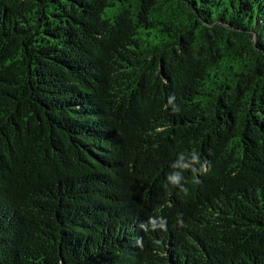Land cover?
<instances>
[{
	"label": "trees",
	"instance_id": "16d2710c",
	"mask_svg": "<svg viewBox=\"0 0 264 264\" xmlns=\"http://www.w3.org/2000/svg\"><path fill=\"white\" fill-rule=\"evenodd\" d=\"M0 264H264V0H0Z\"/></svg>",
	"mask_w": 264,
	"mask_h": 264
},
{
	"label": "clouds",
	"instance_id": "9594fccd",
	"mask_svg": "<svg viewBox=\"0 0 264 264\" xmlns=\"http://www.w3.org/2000/svg\"><path fill=\"white\" fill-rule=\"evenodd\" d=\"M181 190L183 191L184 189L183 188H181ZM153 219V217H149V220L151 221ZM180 221H178V223H179ZM166 223H167V221L163 218L162 219V222H161V224H160V228L161 229H164L165 227H166ZM140 227H141V229H144L143 228V223L140 225ZM145 230V229H144ZM138 243H139V240H138Z\"/></svg>",
	"mask_w": 264,
	"mask_h": 264
}]
</instances>
